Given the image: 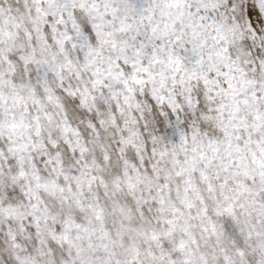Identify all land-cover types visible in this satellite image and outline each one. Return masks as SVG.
I'll return each instance as SVG.
<instances>
[{
    "label": "snow or ice",
    "instance_id": "6c2138e0",
    "mask_svg": "<svg viewBox=\"0 0 264 264\" xmlns=\"http://www.w3.org/2000/svg\"><path fill=\"white\" fill-rule=\"evenodd\" d=\"M0 264H264V0H0Z\"/></svg>",
    "mask_w": 264,
    "mask_h": 264
}]
</instances>
